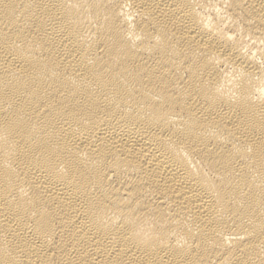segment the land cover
Returning a JSON list of instances; mask_svg holds the SVG:
<instances>
[{
    "label": "bare ground",
    "instance_id": "1",
    "mask_svg": "<svg viewBox=\"0 0 264 264\" xmlns=\"http://www.w3.org/2000/svg\"><path fill=\"white\" fill-rule=\"evenodd\" d=\"M0 264H264V0H0Z\"/></svg>",
    "mask_w": 264,
    "mask_h": 264
}]
</instances>
